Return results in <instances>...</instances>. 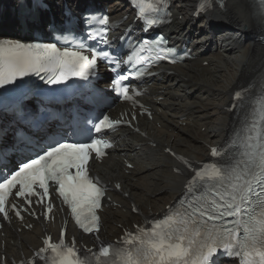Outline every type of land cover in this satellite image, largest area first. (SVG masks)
I'll return each instance as SVG.
<instances>
[{"label":"snow or ice","instance_id":"6c2138e0","mask_svg":"<svg viewBox=\"0 0 264 264\" xmlns=\"http://www.w3.org/2000/svg\"><path fill=\"white\" fill-rule=\"evenodd\" d=\"M131 2L137 8V18L144 21L145 29L159 24L166 14L167 0ZM219 3L223 6L222 0ZM209 7L211 0H202L198 12ZM257 11L264 21V0H259ZM83 22L97 26L89 38L99 36L107 43L110 22L106 15H90L85 21L82 14L66 6L61 11L59 23L52 20L48 26L54 33H61L58 40L67 42L75 39L72 33ZM164 43L162 38L142 42L133 47L128 61L134 67L137 63L148 65L168 58L171 50L162 47ZM144 51L153 55L141 56ZM97 55L109 64L120 65V60L107 51L97 53L92 50L90 59L82 51L61 50L55 43L26 44L0 39V86L13 83L17 77L29 72L60 69L49 78V83H58L69 75H85L95 68ZM143 71L139 69L136 74H143ZM130 75L131 72L118 74L113 81L114 89L126 100H132L133 96L129 95L128 86H122V81L128 80ZM243 95V91H238L234 99L240 100ZM88 123L91 125L89 131L102 133L114 129L121 121H112L103 115L97 122ZM109 147L111 144L103 136L92 138L90 142L57 143L45 149L43 154L22 161L11 172L0 169V214L7 218L6 203L14 189L18 197L38 195L34 190V185L38 184L47 195L49 181H52L70 206L76 224L85 233L98 232L96 210L101 206L105 189L98 186V177L89 176L88 164L92 152L100 158ZM211 155L221 157V160L203 165L200 171L193 170L185 200L178 201V208L170 207L165 217L155 220L149 229L138 227L136 233L127 232L116 245L101 244L94 253L91 249L82 253L75 247L74 238L70 244L65 243L62 231L58 243L51 242L50 237L45 240L46 247L40 249L37 257L45 260L41 254L50 251L52 264H91L89 254L95 264H217L220 256H227L239 258L238 264H264V96L255 99L242 120L241 129L222 148L213 147ZM178 159L191 167L183 157ZM213 190L214 195L211 194ZM51 210L49 205L47 211ZM16 215L19 216L18 211ZM228 217L233 219L227 220Z\"/></svg>","mask_w":264,"mask_h":264},{"label":"bare ground","instance_id":"6f19581e","mask_svg":"<svg viewBox=\"0 0 264 264\" xmlns=\"http://www.w3.org/2000/svg\"><path fill=\"white\" fill-rule=\"evenodd\" d=\"M5 1L0 0V3ZM51 1L60 5L71 3L76 10L85 3L88 6L92 1L101 2L111 8L114 19L129 15L124 0ZM197 2L171 0L175 21L168 30L176 44L191 41L189 47L201 55L178 67L174 75L163 74L151 80L148 104L154 112L153 119L142 121L141 133L122 130L116 134L115 148L102 164L94 166L104 180L121 183L123 191L129 195V199L112 196L113 200L103 215L104 235H119L118 225L129 226L145 219L175 199L187 179L173 171L176 161L166 149L194 160L206 158L208 147L225 141L233 127L235 112L227 108L234 91L251 80L263 64L264 44L260 41L262 36L248 0H228L224 8L216 9L210 15L207 29H204L208 26L205 20L201 25L193 16ZM57 18L55 15L54 20ZM15 25L23 32L27 28L40 30L44 19L40 24L24 27L16 17L9 23L0 18V33ZM206 62L208 66L204 65ZM125 162L134 165L129 174ZM114 203L120 208H115ZM132 203L140 206L142 214L133 215ZM16 228L17 225L12 224L6 228L4 236L0 235V264L3 255L10 263L13 259L29 256L31 248L40 245L42 227L39 224L30 232L23 229L19 233ZM3 241L5 247L2 249Z\"/></svg>","mask_w":264,"mask_h":264},{"label":"rangeland","instance_id":"374dc122","mask_svg":"<svg viewBox=\"0 0 264 264\" xmlns=\"http://www.w3.org/2000/svg\"><path fill=\"white\" fill-rule=\"evenodd\" d=\"M185 127V125H183ZM205 131V130H204Z\"/></svg>","mask_w":264,"mask_h":264}]
</instances>
